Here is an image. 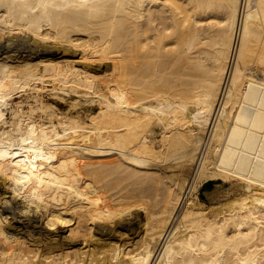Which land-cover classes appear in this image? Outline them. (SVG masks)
<instances>
[{
	"label": "bare ground",
	"instance_id": "6f19581e",
	"mask_svg": "<svg viewBox=\"0 0 264 264\" xmlns=\"http://www.w3.org/2000/svg\"><path fill=\"white\" fill-rule=\"evenodd\" d=\"M13 30L100 62L0 57V264H264V0H0ZM48 81L98 110L6 120Z\"/></svg>",
	"mask_w": 264,
	"mask_h": 264
},
{
	"label": "rangeland",
	"instance_id": "374dc122",
	"mask_svg": "<svg viewBox=\"0 0 264 264\" xmlns=\"http://www.w3.org/2000/svg\"><path fill=\"white\" fill-rule=\"evenodd\" d=\"M18 35V36H12V35ZM31 34V33H30ZM10 37L12 41H6V38L7 37ZM30 36H33V35H30ZM8 37V38H9ZM22 37V38H21ZM37 39L38 38H41L38 42L40 43L39 45H37L35 42L31 41V40H28L27 36L18 31V30H13V31H10V33H6L5 34L3 33L2 34V37L0 38V44L2 45H7L8 47V51L7 52H0L1 54V58H5V59H10L12 58V60H15L13 58V56L16 57V55L18 57H20L19 59H21V56H23L24 58L28 57V55L30 54V57L31 58H34L35 55H39L40 53H47V55H51L53 57H62V56H67L69 59H73L72 61H75L74 63L80 67H84V68H90V67H93V69H96L99 62H100V59H96L94 60V58H90V57H86L85 55H82V51H81V48L78 47L77 48V52H76V49L75 47V43L74 45L71 44V45H68V43H64V44H61L63 46H67L65 48H57V47H51V49H48V48H42L41 47V43L42 46L45 44L44 41L47 39V43H53V42H56L57 41H53L49 40L50 38L49 37H42V36H35L33 37L34 39ZM5 38V39H4ZM14 38V39H13ZM20 38V39H19ZM49 38V39H48ZM24 39V40H23ZM36 39V40H37ZM44 41H43V40ZM49 40V41H48ZM18 41V42H17ZM43 41V42H42ZM4 42V43H3ZM59 43V42H58ZM26 46H25V45ZM70 44V43H69ZM72 49H71V47ZM28 47V48H27ZM67 47H69V50L67 49ZM55 48V49H53ZM34 49V50H33ZM53 49V50H52ZM59 49V50H58ZM66 49V50H63ZM13 50V51H12ZM32 50V51H31ZM61 50V51H60ZM2 51V50H0ZM47 51V52H46ZM50 51V52H49ZM53 51V52H52ZM58 51V52H57ZM74 53H73V52ZM57 52V53H56ZM63 52V54H62ZM17 53V54H16ZM28 53V54H27ZM37 53V54H36ZM68 53V54H67ZM81 53V54H80ZM26 55V57H25ZM34 56V57H33ZM81 58H79V57ZM85 57V58H84ZM9 59V60H10ZM76 59V60H75ZM90 61H89V60ZM8 60V61H9ZM88 60V61H87ZM77 61V62H76ZM82 61V62H81ZM55 84V85H54ZM39 86H41L42 89L38 90L37 92H34L32 91L31 89L29 88H25V89H17L16 92L12 95V97L10 98L9 100V106L5 107V118L7 121L10 120L11 118V113H10V108L11 107H15L17 104H22L25 108H27V105L28 104H34L36 103V100L39 101H43L44 103L48 104L49 102V106L54 109L58 112H71L73 115L74 114H80L81 116L85 117V116H89L91 115L92 113L96 112L98 110V104L97 103H94V102H91L90 99H88L90 96L87 95V93L85 92V90H83L82 88H79V87H71V86H63L62 84L60 83H55V82H51L48 81L47 82H44V83H40L38 84ZM57 85V86H56ZM44 86V87H43ZM64 87V88H63ZM71 87V88H69ZM68 88V89H67ZM76 89V90H75ZM74 90V91H73ZM78 90V91H77ZM31 91V92H30ZM81 91V92H80ZM85 93H84V92ZM76 92V93H74ZM81 93V95H80ZM86 94V96L84 95ZM84 95V96H83ZM82 96V97H81ZM85 97H88V98H85ZM84 99V100H83ZM82 100V101H81ZM73 104H71L72 102ZM78 104H77V102ZM89 101V102H88ZM86 102V103H85ZM91 102V104H90ZM84 105H83V104ZM88 103V104H87ZM76 104V105H75ZM82 104V105H81ZM73 105V106H72ZM77 106V107H75ZM80 106V107H79ZM67 110V111H66ZM83 111V112H82ZM187 174H189L187 172ZM220 181V179H217ZM233 183L235 182L234 180H231V181H227V186L223 189V191L216 197L218 200H222L224 199L227 195L231 194L232 193V189H231V185L230 183ZM231 183V184H232ZM227 188V189H226ZM230 192V193H229ZM199 194V189H198V192H197V196ZM217 199H215L213 201V203L215 201H217ZM212 203V202H211ZM13 222L15 223L14 225H16V223H22V221H19L17 219H13Z\"/></svg>",
	"mask_w": 264,
	"mask_h": 264
},
{
	"label": "water",
	"instance_id": "95a60500",
	"mask_svg": "<svg viewBox=\"0 0 264 264\" xmlns=\"http://www.w3.org/2000/svg\"><path fill=\"white\" fill-rule=\"evenodd\" d=\"M226 186L227 183L221 180H207L200 185L198 198L205 203H211Z\"/></svg>",
	"mask_w": 264,
	"mask_h": 264
}]
</instances>
